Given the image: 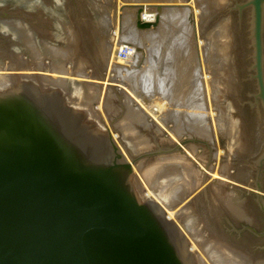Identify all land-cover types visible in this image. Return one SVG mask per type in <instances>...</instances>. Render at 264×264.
I'll return each instance as SVG.
<instances>
[{
    "label": "rangeland",
    "instance_id": "374dc122",
    "mask_svg": "<svg viewBox=\"0 0 264 264\" xmlns=\"http://www.w3.org/2000/svg\"><path fill=\"white\" fill-rule=\"evenodd\" d=\"M21 1L20 0H0V11L2 12V13L0 12V14H1L0 15V33H1L0 34V55H1L2 59L4 61H6L7 64H11L12 61H14V60L17 62L18 61L17 58L22 57V60L19 61L20 64H17L19 69L17 68L15 70H4L3 71L5 73H8L9 75H13V77L15 76V74H19V73H37L38 71H43V70L36 69L35 67H37V66H42V67L43 66H49V65L55 63L56 61L58 62V64H61V62H62L64 64V67L67 66L68 64H70L69 69H73L74 72L77 69V67H78V69H80V67L84 66V69L90 75L93 74L95 71H96L95 72L96 74H100L101 72H103L105 74L106 69H107L108 60H109V53H111V49H112L111 47H115V44H117L118 42L122 44V40L124 42L123 36H126L127 39H132V40H130L129 43H127V41L125 43H123L122 49L119 50L118 55L116 56L115 60L113 59L114 60L113 62H115V64H117L118 69H120L119 71H122L123 68L124 69L125 68L133 69L132 71H135V72L131 71L132 74L133 73L138 74L140 77L142 76V79H144L147 76V73H146L147 72V63H145V60L147 59L146 57H148V59H150L151 64H152V61H153L152 59L155 56V55L153 56L152 54L150 56L148 51H147V47L148 46L151 47L149 41L151 40V45H152L153 41H156V42H153L152 47L153 46H154V48L156 47L159 51V48H161L162 42L167 41L168 36L173 35L175 32H177V34H178V32H181V30H183L182 32L184 34L181 32L178 36L180 37L181 42L183 41L184 43L182 42L183 43V45H182L181 42L178 40L177 42L179 44H181L182 46L178 45V43H177V45L179 47H177V46L176 47L178 49H180L181 47L186 46L185 48H188V50L186 49L187 51H189V46H192V48H193L192 49L190 47L191 51H194L196 49L194 52H191V53L195 54V52H196V54L194 55L195 57L192 56V58H194L193 62L194 63L196 62L195 64H197V66L194 63L190 64V66L192 65L191 67L189 66V64L187 63L189 60L185 56L186 51L185 52L183 51V49H185V48H181L183 53L181 52L182 58L179 59L178 65L182 66V67L179 66L182 69V70L180 69V71H182V72L179 71L180 76H178V78H176L175 81L180 80V81H178V83L179 82L181 83L180 78H181V75L184 74V76L182 77V82L183 83L188 82V84H187V86H184V85H186V83L184 85L182 83L180 86L186 87L187 90L184 87L183 88L185 90H183L180 88L179 85L178 86L176 85L175 88H179V91H181V92H179L178 89L177 90L174 89L172 92V95L175 96V93L178 97H179V95H181L180 99L183 103L188 104V103L192 102L195 104L194 106L196 107V109L198 111L197 110H195V111L190 110V111H188V112H191V113H189V115L190 114L193 115V113H195L196 111L199 113L200 112L202 113L203 112L202 110H204V113H207V114L202 113V116H201V113L199 114L196 112V114H198L201 118L203 117V115H205L204 118H202V119L207 120L209 123V121L212 119V115L214 113L216 114V112L218 111L221 113L222 118H224V116H225V118L231 119L236 124V126L239 129L241 136L236 141H234V143L236 142L238 144V151H235V152L233 151L230 153L231 157L234 160L233 167L235 168V169L233 168L231 170L233 173L238 174V176H236L238 178H236V180L233 181L234 182L233 185H235V187L237 189L233 190V191H235V192L237 191L235 195L237 198H239L238 202L240 204H243L245 199L247 202L249 201V203H248L247 209H246L245 214H244L245 217L239 218L236 215H234V213L232 211H230L227 208V206L225 205V203H223L222 201L219 200V203L218 202L213 203L212 199L210 200V202L207 201L206 197L202 196L201 194L205 189H208L207 185H209L210 182H209V179L204 180V178H203L202 181H200V182L198 181L196 183V187L193 190H191L187 194L183 195L181 200H179L176 204L180 205V202L186 201L188 199V201L186 203L183 202V207H186L194 199H200L201 198L199 201L201 204L199 203L200 206L198 209V211L200 213L198 211H197L198 212L197 213L195 210H193L192 211L193 216L190 215L191 217H193L194 224L198 226L197 231L199 234H203L209 238L210 237L213 238L212 235L217 234V236H219L218 238H220V239L223 238V239L229 240L230 242H238L239 246L241 245L240 247H243V249H245V250L247 248H248V250L253 248L252 251H255L256 249H260V248L264 249V192L263 191L259 192L255 188L256 185H260L261 188H263V190H264V105H263V102L261 101V99H259L257 97L258 85H257V80L255 78L256 72L254 70V65H255V59H254L255 51H254V37H253L254 15H253V9L250 6H247L249 0H217V4L214 3V4H216L215 6L212 3L213 0H210V1L209 0H181V1L180 0H176V1L175 0L174 1L173 0H165V1L164 0H135L136 3H135V1L131 2V0H34V3H32L31 6L29 5V4H31L30 2H29V4H27V3L23 2V0H21ZM179 1L181 3H185V2L186 3L183 5ZM192 1H194V2L196 1L197 3L196 4L194 2L192 3ZM23 3L27 4V6L26 5L24 6ZM124 3L125 4L129 3L130 5L128 4L129 5L128 6L126 4L127 5L126 6V5H124ZM131 3H133V4H131ZM137 3H138V6L136 5ZM187 3H189L190 5L194 4L193 6H194L195 11L191 6H189L190 12H191V10L193 12L190 13L188 10L185 13V9H186L187 5H189ZM22 4H23V6H22ZM35 4H37V5H35ZM147 4L149 6H151L152 8H157V7L161 8V7H165V5L166 6L168 5V7H165L168 9H171L173 7L172 8L173 9L172 17L174 14L175 18L177 19L176 20L173 17V19L171 21V25L168 26L166 30H163L164 32L162 31V32L155 33L154 35H156V36L153 35V37L151 36L152 38H149L144 34L145 32L142 29L145 30L146 27L141 28L142 25H144V26L149 25V22L146 20V18H147L146 14H149L147 12H149L150 9L152 10V8L148 7ZM157 4H158V6H157ZM176 4H178L180 6H178ZM131 5H135V6L131 7ZM35 6L40 8V12H37L38 16L35 15L36 14V12H35L36 9H34ZM240 6L244 7L242 9V11L240 10ZM137 7H138V9H136L135 13H132L133 15L131 14L132 15V17H131V15H129L130 10L132 8H137ZM119 8H121V9H119ZM148 8H150V9H148ZM176 8L178 10H176ZM161 9L163 10V8H161ZM183 9H184V11L182 12ZM122 10H125V11H122ZM41 11L43 12V14H41L42 13ZM126 12L128 14H126V16L124 18H122V15L124 16V14ZM177 12L180 14L182 13L183 18L180 16L178 17ZM194 12H196L197 14ZM17 13H19V14H17ZM193 13L197 16H195ZM150 14H152V13H150ZM186 14H188V15L190 14V17ZM127 15L130 17V19ZM198 15H200L199 16L200 19L198 18ZM62 16H63V19L65 21L67 20L66 23H68L69 29L74 31L73 32V40L70 44L68 43V39H67L68 36L66 35V33H67L66 28L63 27L60 24V21L57 20L58 17L60 18ZM43 17L44 18L50 17V18L48 20H43V19H41ZM184 17H185V19H184ZM31 18L32 19L34 18V19L32 20ZM180 18L182 21H184V20L187 21V18H190V20H191V18H192V20L197 18L198 19V26H199V27L197 26V31H198V33H201V34L195 33L197 31H196V29H194L192 27L193 26L192 20H191V22L190 21H188V22L184 21V23H183L180 20ZM117 19H118V21H117ZM124 19L126 20V22H123V21H125ZM49 20L50 21L52 20L51 21L52 23L48 22ZM178 20H180L179 23H178ZM13 22H18V23L25 25V28L28 30V35L30 37V40L33 39L32 41L34 44V49L35 48L42 49L44 47L43 44L48 45V46H53L54 45L53 43H55V45L53 47L56 49H64L66 46L70 45L69 46L70 47L69 56L66 58V57H59L56 55H51L48 53L47 55L40 54L35 59L34 57H32V53L27 49V44H26L27 42L24 40V38L19 36L18 33H16L14 31V29L11 25V24H13ZM37 22L39 23V26H38V24H36ZM120 22H121V24H120ZM221 22L225 23V28H224L225 32H223L224 37L222 36L223 37L222 38L220 36L219 37L220 39L218 38L217 41L219 44V48L223 49V52H222L223 57H225V60L228 61L227 64L230 63L229 64L230 68L227 69V74L225 75L224 85L222 86L221 84H219L215 93L212 92V90L210 89L211 90L210 95L213 96V97L211 96L213 98L212 99V98L208 97L209 96V89L207 88L206 85L204 86V84H206V80L208 78L209 79L212 78L211 76H210L211 78L208 76L212 75L214 72L212 69H209V65H208L209 63L207 64V61L209 60V58L206 55H205L206 57H204L205 49H208L207 47L211 46V44L209 43L210 41L207 42L205 40H207L209 38V35H211L213 33V30H215L214 28L217 27L219 24H221ZM146 23H148V24H146ZM180 23L181 24L183 23L182 24L183 26H182V29H180V31H179V28H181V27L177 26L176 24L180 25ZM186 23H188V24L190 23V25L187 26ZM122 24L126 25V26L124 25L125 28L121 27ZM119 26H120V28H119ZM190 26L192 27V30H191ZM116 27H118V29ZM183 27L184 28L188 27L187 29L189 30V33L184 32V30L186 31L187 29H183ZM119 29H121V30H119ZM147 29L148 28H146V30ZM1 30H3V31L1 32ZM115 30H118V31H115ZM132 30H134V31H132ZM188 30H187V32H188ZM120 31L123 32V34ZM117 32H118V34H117ZM131 32H135L134 35ZM114 33L119 35V37L117 35L115 36ZM120 33L123 36H121ZM158 33H159V35H158ZM194 33L198 34V38H196V37L194 38V35H195ZM45 34H47V35H45ZM166 34H167V36H166ZM113 36H115V37H113ZM120 36H121V38H123L122 40L119 39ZM157 36H158V38H157ZM175 36H177V35H175ZM14 37H15V39H14ZM184 38H186V39H184ZM152 39H153V41H152ZM9 40H10V42H9ZM263 40H264V31H263ZM17 41H18V43H17ZM47 41H49V42H47ZM198 41H200V42H198ZM113 42H114V45H113ZM186 42L189 44V46H188V44H186ZM202 42H204V43H202ZM205 43L210 44V45L207 46ZM37 44L39 46H37ZM184 44H185V46H184ZM10 45H12V46H10ZM222 45H224V46H222ZM137 48H139L138 50H140L141 48L143 50V52H142V50H140V53L142 52L143 55L141 54L139 56L137 63H135L137 65L139 64L138 66L135 65L134 60H132V58L136 55L135 53H136ZM209 48H211V47H209ZM178 52L179 51H177V53ZM25 53H26V55H25ZM177 53H175L176 59L179 58L178 55L180 54V53L179 54H177ZM130 56H131V58H129ZM156 57H157V55H156ZM156 57L154 60L157 61ZM200 57H202V58H200ZM185 58L187 59V61L184 62V60H186ZM206 58H208V60H206ZM23 59L25 61H23ZM148 59L146 60V62L149 61ZM30 61H31V65L29 63ZM81 61L83 62V64H81L82 63ZM205 61H206L207 67L205 66L206 65ZM202 62H203V64H202ZM180 63H183V64H180ZM171 64H174V62L173 63L170 62L169 67L166 65L165 67H162V68L164 70H168L171 67L173 68V66L175 67V65H171ZM148 65H149V62H148ZM33 66H34V69H33ZM183 66L187 67V68L183 69ZM10 67H8V68H10ZM24 67L28 68V69L26 70ZM8 68H6V69H8ZM207 68L209 69L208 71L206 70ZM186 69L188 71H186ZM148 71H150V69H148ZM183 71H186V72L184 73ZM162 72H163V70H162ZM193 72H194V74H193ZM198 72H199V76H198ZM186 74H188V75L191 74V75H190V77H188V75H186ZM33 75H35L33 78L36 81H34V79H32L30 81L25 80V82H31V83L37 85L40 89H42L44 91L54 92V91L59 90L63 93L67 102H70L71 104H72V102L73 103L79 102V104H82V103L88 104L87 106L90 107L91 111L94 110V113H96V116L98 118L100 117V120H102V122L105 120L109 121V125L113 128L112 135H114L115 133L119 134L118 136L120 138L119 137L117 139L115 137L114 138L116 139V142L118 143L120 148H122V146L119 143V140L122 139V141L124 140V142L125 141L127 142V140L124 138L125 133H126L125 132L126 129L128 130V132H130L132 130V133L130 132L128 135L129 137L130 136L132 138L134 137V139H136L137 137H139V138L141 137L140 138V140L142 139L141 141H143V139H145L146 145L145 144H143L144 146L140 145L138 147V149H136L135 151L134 150L132 151L136 155H140V154H144V153H148V152H153L159 148L160 149H169L175 145L181 144L182 141L189 140L188 143L181 144L182 145L181 146L182 152H175L173 154H165L162 156L153 157L151 159H149V158L143 159L134 165V173L137 172L138 175L139 174L141 175V176L139 175L140 178L143 177L142 182H141V180H139V177L137 176V173H136L135 174V180L133 183L135 194L138 197V199L142 202H145V200L143 201V194L146 191L145 186H148L149 188L152 187L153 189H157L158 188L157 185H160V187H159L160 189L158 188L157 190L160 191V194H163L165 192V189L167 188L166 186L170 187L171 185L175 186V184L179 185V183L184 181L185 177L182 176L183 173L180 170L181 166H179L180 164L178 162L179 157H180V159H184L185 162L188 161L191 165H193L194 168L198 171L199 176H201V175L204 176L203 172L207 173L206 172L207 169H209V167H212L211 164L213 165V162H212L213 160H214V162H217L216 161L217 156H218L217 152L219 153L221 150L223 152L218 157V162L220 161L219 162L220 164L226 160L227 137L220 136V135H217L218 136L217 137L215 135V133H213L214 134L213 137L206 139V138L199 137L197 135L194 136L191 133H188L189 131L187 129H183L180 133L181 142L179 140V143L176 144L177 142L176 141L174 142L171 138H169L167 136L168 134H166V133H168V129H169L167 126L173 125V120L171 119V117L167 118V124H166V127H164V128H162V126H159V124L147 123L145 119H143V121H138L136 119H130L129 117H127L126 116L127 107L123 103L124 95L126 92L122 91V93L120 92L118 94L117 92H115V90L117 89V86H115L116 87L115 88L113 85H111V86H109L110 89L104 90L107 94L109 93L108 94L109 98H108L107 102H108V104L111 105V108H109L108 105H106V104H102V106H101L102 112H101V110H97V109L95 110L94 109L95 105L97 106L99 104V98L98 97L95 99H92V100H89V99L86 100L85 99L84 95L86 94L85 92L87 90L85 89L86 86H84V84H76L74 80L69 79V80H67V84L62 83L63 86L59 84L56 87V89L54 90V88L52 89L51 85H49V83H47V81L44 80L43 74H41V75L33 74ZM48 75H50V74H48ZM186 76L189 79L185 78ZM58 77L59 76H54V78H58ZM192 77H193V79H192ZM42 79L44 80V81H42V82H44V84H48L46 87H43V88L39 86V83L37 84V82H41ZM192 83L196 84V86H198V84H199L198 88L202 87L201 88L202 91H197V90H200V88L198 89L196 87L197 89H195V85H193ZM200 84H201V86H200ZM68 85H69V87H68ZM191 89H195V90H192V91H194L195 94L198 92H200V93L202 92L203 95L202 96L199 95L200 93L194 95V93L191 92ZM153 90H154V92H153ZM81 91H82V93H81ZM184 91H186L187 94H186V92L183 93ZM141 92H143V94ZM139 93L143 97L145 95H147L144 98L151 103H153L152 101H154V103L160 102L161 106L162 105L164 106V103H166V101H163L164 98L162 99V96H161V94H159V90L157 88H154V89H152V91H149L148 93H151L149 95L147 94V92H144V91H140ZM144 93H145V95H144ZM169 94H171V92ZM183 95L184 96L187 95V100L189 99V101L192 99V97L196 96V98H197L199 96L197 98L198 102H197L195 97H194L195 101H194V99H192L194 102L192 100H191V102H189L187 100H186V102H184L186 98L185 99L182 98V97H184ZM165 97H168V96L165 95ZM207 97H208V99H207ZM151 98L156 99V100H159V99H162V100L156 101V100H152ZM209 100L211 101V105H212L211 107L212 108L209 107V104H208ZM114 102H116V103H114ZM176 102L178 103L177 100H176ZM195 102H197L198 104H196ZM161 103H163V104H161ZM71 104H69V105L72 107L73 105H71ZM174 104H175L174 101L171 104L166 103L165 104L166 109L164 111L162 110V112L169 114V112L170 113L173 112V109L176 111H178V110L181 111L182 109L184 110L186 108L185 106H184V108L183 107L182 108H179V107L175 108ZM167 105H169V106H167ZM199 105H200V107H199ZM200 108L201 109L203 108V109L201 110ZM199 109H200V111H199ZM209 109L212 110L211 114L209 113V111H210ZM186 111H187V109L184 110V112H186ZM108 114H110V115H108ZM83 115H85V114H83ZM210 116H211V119H210ZM86 119H88V121H89L88 116ZM132 120H133V122L131 124ZM126 122H128V123H126ZM140 122H143L144 124L140 123ZM208 123L206 125L207 126L209 125V127L211 126L210 128H212V130H213L211 123H209V124ZM126 124H127V126H126ZM144 128H145V130H144ZM147 133H148V135H147ZM187 134H189V135H187ZM134 139H132V140L135 141ZM193 140H200V141L204 142L205 144L192 142ZM156 142L158 143V145L156 144ZM188 146L189 147L195 146L194 153H191L194 157L190 156L189 154H187L185 152V150L189 148ZM123 151H124V149H123ZM174 157H176V158H174ZM127 158H128V156H127ZM175 159H177V160H175ZM194 160L195 161L198 160V161L195 162ZM172 162H173V164L171 165ZM198 162L202 165V167L204 166L203 170H201L202 168H200L201 166H199ZM157 168L159 170H156ZM166 168L167 169L172 168L175 170V173L178 174V175H176V174L173 175L174 179L175 178L176 179L174 181H171L169 184H164L163 181L166 182V181H170V180H168V179L164 180L161 178L163 173L166 171V170H164ZM204 168H206V169H204ZM150 170H151V173L149 172ZM240 172H241V174H240ZM159 173H161V174H159ZM244 173H246V174H244ZM149 174L150 175L152 174L151 175L152 178L150 177ZM242 174L245 176H243ZM175 176H177V177H175ZM159 177H160V179H159ZM154 182L156 184H154ZM160 182H162L163 184L162 183L160 184ZM244 182L246 184H244ZM149 183H150V185H149ZM153 186L154 187L156 186V187L154 188ZM169 187L167 189H169ZM162 191H163V193H162ZM209 196H210V191H209ZM247 197L249 199H247ZM190 198H191V200H190ZM196 213H197V215H196ZM221 218H222V220H221ZM224 218H227L229 220V224H228V222H226L224 220ZM217 220H219V223L217 222ZM172 221L174 223H176V225H178L180 229L182 228L179 224H177L178 221L177 222H176V220H172ZM183 230H182V232H183L184 237H185L186 241L188 242V245L190 248L191 247V243H190L191 239L187 234H185V232ZM210 230H212V231H210ZM187 237H189V238H187ZM188 239H190V240L188 241ZM262 249H261V251H262ZM199 251H200V253L202 252V250H200V249H199ZM189 257H191V256H189ZM190 260L192 261L193 264H194V261H195V264L197 263L196 262L197 259L193 261V259L190 258ZM191 261H189V263Z\"/></svg>",
    "mask_w": 264,
    "mask_h": 264
},
{
    "label": "water",
    "instance_id": "95a60500",
    "mask_svg": "<svg viewBox=\"0 0 264 264\" xmlns=\"http://www.w3.org/2000/svg\"><path fill=\"white\" fill-rule=\"evenodd\" d=\"M247 6L264 105V0ZM119 143L125 153L59 90L21 82L0 93V264H191L182 230L133 186L135 164L181 146L136 155Z\"/></svg>",
    "mask_w": 264,
    "mask_h": 264
},
{
    "label": "bare ground",
    "instance_id": "6f19581e",
    "mask_svg": "<svg viewBox=\"0 0 264 264\" xmlns=\"http://www.w3.org/2000/svg\"><path fill=\"white\" fill-rule=\"evenodd\" d=\"M21 1V0H20ZM132 1H135V0H131ZM165 1V0H164ZM174 1V0H173ZM176 1V0H175ZM181 1V0H180ZM179 1V2H180ZM210 1V0H209ZM22 2V1H21ZM23 2L29 4V2L31 4H29L30 6L32 5V3H34V0H23ZM178 2V1H177ZM184 2V1H183ZM194 1H192L193 3ZM24 4V6L27 4ZM36 3V2H35ZM136 3V1H135ZM141 3V2H140ZM181 3V2H180ZM186 3V2H185ZM185 3H181V4H185ZM195 4L197 3L196 1L194 2ZM210 3V2H209ZM212 3H216L217 4V0H213ZM211 3V4H212ZM21 4V3H20ZM22 4V6H23ZM38 4V3H37ZM35 4V5H37ZM127 5L129 3H126ZM124 3V5H126ZM133 4V3H131ZM153 4V3H152ZM151 4V5H152ZM160 4V3H159ZM163 4V3H162ZM189 4V3H187ZM186 4V5H187ZM214 4V6L216 5ZM4 5V4H3ZM119 5V4H118ZM117 5V6H118ZM123 5V6H124ZM126 5V6H127ZM130 5V4H129ZM128 5V6H129ZM138 6V3L136 4ZM140 5V4H139ZM144 5V4H143ZM148 5V4H147ZM161 5V4H160ZM159 5V6H160ZM178 5V4H176ZM194 4L192 5H187L186 9H185V13L186 11L189 10V6H191L193 9H194ZM34 6V5H33ZM122 6V7H123ZM134 7L135 5H131V7ZM154 6V5H153ZM158 6V4H157ZM180 6V5H178ZM212 6V5H211ZM145 7V6H144ZM148 7H151L148 5ZM165 7H168V5ZM165 7H161L163 8V10L159 7L157 8H152V10L150 8V11L147 12L149 14H146V20L149 22V25H142L141 28H148L146 30L142 29L145 33V35L149 38H152L153 35L157 32H162L163 30H166L168 26L171 25V21L173 19V17L175 18V15L173 14V17H172V13H173V7L171 9H168V8H165ZM128 8V7H127ZM141 8V7H140ZM6 9V8H5ZM14 9V8H13ZM34 9H36V14L37 15V12H40V8L38 7H34ZM121 9V8H119ZM131 9V8H130ZM136 9L137 8H132L130 10V14L131 15L132 13H135L136 12ZM145 9V8H144ZM184 9L182 10V12L184 11ZM199 9V8H198ZM7 10V9H6ZM176 10H178L176 8ZM8 11V10H7ZM23 11V10H22ZM122 11H125V10H122ZM138 11V10H137ZM195 11V9H194ZM212 11V10H211ZM1 12V11H0ZM21 12V11H20ZM42 12V11H41ZM129 12V11H128ZM143 12V11H142ZM181 12V11H180ZM190 12V10H189ZM191 12H193L191 10ZM190 12V13H191ZM2 13V12H1ZM16 13V12H15ZM123 13V12H122ZM152 13V14H150ZM155 13V14H154ZM178 13V12H177ZM196 13V12H194ZM193 13V14H194ZM218 13V12H217ZM19 14V13H17ZM43 14V12L41 13ZM126 14H128L127 12L124 14V16L122 15V18H124L126 16ZM178 13V17H182L183 14L181 13ZM197 14V13H196ZM1 15V14H0ZM3 15V14H2ZM25 15V14H24ZM133 15V14H132ZM131 15V17H132ZM135 15V14H134ZM171 15V16H170ZM188 15V14H186ZM185 15V16H186ZM192 15V14H191ZM195 15V14H194ZM11 16V15H10ZM38 16V15H37ZM128 16V15H127ZM177 16V15H176ZM190 17V14L188 15ZM187 16V17H188ZM197 16V15H195ZM200 15H198V18H199ZM26 17V16H25ZM129 17V16H128ZM135 17V16H134ZM155 17V18H154ZM202 17V16H201ZM50 18V17H49ZM49 18H41L43 20H48ZM127 18V17H126ZM183 18V17H182ZM32 19V18H31ZM30 19V20H31ZM34 19V18H33ZM32 19V20H33ZM37 19V18H36ZM130 19V17H129ZM128 19V20H129ZM132 19V18H131ZM176 19V18H175ZM185 19V17H184ZM200 19V18H199ZM5 20V19H4ZM58 21H60V24L66 28V35L68 36L67 39H68V43L70 44L73 40V32L71 29H69V25L68 23H66V21L63 19V16L62 17H58L57 18ZM116 20V19H115ZM121 20V19H120ZM123 20V19H122ZM125 20V19H124ZM177 20V19H176ZM181 20V18H180ZM180 20H178V23L180 22ZM192 20V18H191ZM190 18H187V21H190ZM218 20V19H217ZM52 21V20H51ZM50 20L48 22L52 23ZM118 21V19H117ZM182 21V20H181ZM184 21H182L184 23ZM194 21V22H193ZM212 21V20H211ZM226 21V20H225ZM27 22V21H26ZM41 22V21H40ZM46 22V21H45ZM44 22V23H45ZM122 22V21H121ZM120 22V24H121ZM123 22H126L123 21ZM201 22V21H200ZM210 22V21H209ZM223 22V21H222ZM219 24L217 27H215L213 30V33L211 35H209V38L205 41L209 42L211 44V46H209L210 44H206L207 46L211 47H207L208 49H205L204 51V57H208L206 58L207 61V64L209 65V69H212L214 72L212 75H209L208 77H210L211 79H207L206 80V84H204V86L206 85L207 88L209 89V98H212L213 96L210 95V91L212 90V92L215 93L217 87L219 84H221L222 86L224 85L225 83V75L227 74V69H229V64L228 61L225 60V57H223V49L219 48V44H218V41L217 39L221 36L224 37V28H225V23H222ZM25 23V22H24ZM117 23V22H116ZM176 23V22H175ZM182 23V24H183ZM36 24H38L39 26V23L37 22ZM49 24V23H48ZM148 24V23H146ZM180 23V25L176 24L177 26L181 27L179 28V31L180 29H182V25ZM192 24H193V28L196 29L197 31V26H198V19L195 18L192 20ZM209 24V23H208ZM14 31L16 33H18L19 36H21L22 38H24V40L27 42V49L32 53V57H34L36 59V57L40 54H45L47 55L48 53L51 54V55H56V56H59V57H68L69 56V49H70V45L69 46H66L64 49H56L54 48L53 46L55 45V43H53L54 45L53 46H48V45H45L43 44V48L42 49H37L35 48L34 49V44H33V39L30 40V37L28 35V30L25 28V25L24 24H21V23H18V22H13V24H11ZM125 25V24H124ZM124 25L122 24L121 27H124ZM187 26L190 25V23H186ZM32 26V25H31ZM42 26V25H41ZM118 26V25H117ZM126 26V25H125ZM185 26V25H184ZM205 26V25H204ZM43 27V26H42ZM192 27L190 26L191 30H192ZM199 27V26H198ZM5 28V27H4ZM46 28V27H45ZM115 28V27H114ZM118 29V27H116ZM120 28V26H119ZM125 28V27H124ZM188 28V27H187ZM186 27L183 29H187ZM189 28V29H190ZM7 29V28H6ZM134 29V28H133ZM204 29V28H203ZM121 30V29H119ZM135 30V29H134ZM132 30V31H134ZM188 30V29H187ZM187 30L184 32L186 33H189V30L187 32ZM229 30V29H228ZM3 30H1L2 32ZM8 31V30H7ZM46 31V30H45ZM49 31V30H48ZM115 31H118V30H115ZM114 31V32H115ZM183 30H181L182 32ZM194 31V30H193ZM204 31V30H203ZM41 32V31H40ZM121 32V31H120ZM164 32V31H163ZM181 32H175L173 35H170L168 36V40L167 41H163L162 42V45H161V48H159V51L158 49L154 46L152 47L153 45V42H156V41H153L152 39V45H151V40L149 41L150 43V46L151 47H147V51L149 53V55L151 56V54L154 56L153 57V61H152V64H151V61L150 59H148V57H146L149 61V65H148V62H146L145 60V63H147V76L142 79V76L140 77L138 74H135L132 72H135V71H132L133 69H127V68H123L122 71H119L120 69H118V66L117 64H115V62H113L116 58V56L118 55V52L120 49H122V45L123 43H125L127 41V43H129L130 40L132 39H127L126 36H123V32L120 33L121 36H123L124 38V42H123V38H120L122 40V44L121 43H117L115 44V47H111V53H109V60H108V64H107V69H106V72L105 74L103 73V76L104 78L102 79L100 77V74H96L95 72L93 74H89L86 72V70L84 69V66L80 67V69H77L75 70V72L73 71V69H69V65L68 64L67 66L64 67V64L61 62V64H58V62L56 61L55 63L49 65V66H37L35 67L36 69H39V70H43V71H36L37 73H19V74H15V76L13 77V75H9L8 73H5L3 72L4 70H15L18 68V65L17 64H20V60H22V57H19L17 58L18 59V63L14 60L12 61L11 64H7L6 61H4L0 55V93H3V92H7L15 87H17L18 85H20L21 82H25V80H32L34 79L33 77L35 75L33 74H37V75H41L43 74V78L45 81H47V83H49V85H51L52 89L54 88V90L56 89V87L60 84L63 86L62 83L64 84H67V80L71 79V80H74L76 84H84V86H86V94L84 95L85 99H89V100H92V99H95V98H99V104L96 106L95 105V110H101V106L102 104H106L108 105L109 108H111V105L108 104L107 100H108V94L104 91L105 89H110L109 86L113 85L114 87L117 86V89L115 90V92H117L118 94L122 91L126 92L125 95H124V100H123V103L125 104V106L127 107V113H126V116L129 117L130 119H136L138 121H143V119L146 120L147 123H150V124H159V126H162V128L166 127V124H167V118L168 117H171V119L173 120V125L172 126H167L169 129H168V134L167 136L169 138H171L174 142L176 141L178 144L179 143V140H180V133L183 129H187L189 132L188 133H191L192 135H197L199 137H202V138H206V139H209L211 137H213V133H215V135H220V136H224V137H227V147H226V160L223 162V163H219L218 162V157L223 153L222 150L217 154V159L216 161L217 162H214V160L212 161L213 162V165L211 164L212 167H209V169H207V173L203 172L204 176L201 175L199 176L198 175V171L194 168L193 165H191L187 160V162L184 161V159H180L179 157V166H181V172L183 173V177H185L184 181L179 183V185H176L175 183V186H166L167 188L169 187V189H165V192L162 193L163 194H160V191L157 190L160 185H157V189H153L152 187L149 188L148 186H145V193L143 194V201L145 200V202H148V203H151V204H155L157 206H159L161 209H163L165 212H166V215L168 217L169 220H176L177 224H179L182 228V230L185 232V234H187L191 241V247L188 248L189 249V253H188V256L190 255L191 258L194 260L197 259V263L196 264H251V263H254V264H264V249H262V251H258L257 253L254 251L253 254H251L252 252H249L247 251V249H243V247H240L238 242H230L229 240L227 239H220L218 238L219 236H217V234L215 235H212L213 238H209L203 234H199L198 231H197V228L198 226L194 224V220H193V217H191L190 215L193 216L192 214V211L195 210L196 212L198 211L199 209V206H200V199H194L192 202H190V204H188V206L186 207H183V202H187L188 199L186 201H182L180 202V205L179 204H176L179 200H181V198L183 197V195L187 194L188 192H190L191 190H193L195 187H196V183L199 181H202L203 178H206V179H209V185L208 186V193H207V201L210 202V200L212 199V202H218L219 200L222 201L223 203H225V205L227 206V208L232 211L234 213V215H236L237 217L239 218H244V214H245V211L247 209V206H248V203L249 201L247 202L246 201V197L244 198L245 201L243 202V204H240L238 201H239V198L236 197V192L233 191V190H236L237 188L235 187V185H233V181L236 180V176H238V174H235L232 172L231 169H233V164H234V160L233 158L231 157L230 153L231 152H235V151H238V144L234 141H236L241 135H240V132H239V129L238 127L236 126V124L231 120V119H228V118H222L221 116V113L220 112H216V114L214 113L212 115V119H211V116H210V121L209 123H211L212 127H213V130L212 128L209 127V125L207 126L206 124L208 123L207 120H204L202 118H204L205 115H203V117L201 118L198 114H196V112L198 111L196 109V107L194 106L195 104L191 102L192 99H194V97L196 98V96L192 97V99L189 101V99L187 100V95L182 97V98H186L184 102L189 101L191 103H183L180 99V96L179 97L176 95L175 93V96L172 95V92L174 89H178L179 91V88H175L176 85L180 86L183 82H182V77L184 76L181 75V83L178 81H175L176 78H178V76H180V65H178V61L179 59L182 58V50L181 48H185V44L184 46L185 47H181L180 49H178L177 47H179L178 45H183V43L181 42L180 40V37L178 36ZM192 32V31H191ZM190 32V33H191ZM14 33V32H13ZM45 33V32H44ZM43 33V34H44ZM133 35L135 32H131ZM183 33V32H182ZM195 33H198L195 32ZM194 33V34H195ZM204 33V32H203ZM202 33V34H203ZM1 34V33H0ZM4 34V33H3ZM115 34V33H114ZM118 34V32H117ZM115 34V36L117 35ZM184 34V33H183ZM198 34H201V33H198ZM198 34H195L194 35V38H198ZM47 35V34H45ZM159 35V33H158ZM169 35V34H168ZM177 35V36H175ZM191 35V34H190ZM83 36V35H82ZM113 36V37H115ZM119 37V35H117ZM152 36V37H151ZM156 36V35H154ZM167 36V34H166ZM188 36V35H187ZM201 36V35H200ZM42 37V36H41ZM44 37V36H43ZM117 37V38H118ZM185 37V36H184ZM189 37V36H188ZM222 37V38H223ZM228 37V36H227ZM158 38V36H157ZM15 39V37H14ZM116 39V38H115ZM114 39V40H115ZM156 39V38H155ZM166 39V38H165ZM186 39V38H184ZM220 39V38H219ZM52 40V39H51ZM120 40V41H121ZM180 41L181 44H179L177 41ZM198 40V39H197ZM119 41V40H118ZM10 42V40H9ZM49 42V41H47ZM194 42V41H193ZM196 42V41H195ZM200 42V41H198ZM231 42V41H230ZM18 43V41H17ZM178 43V45H177ZM204 43V42H202ZM12 44V43H11ZM186 44H188L186 42ZM199 44V43H198ZM233 44V43H232ZM21 45V44H20ZM51 45V44H50ZM113 45H114V42H113ZM148 45V44H147ZM181 45V46H182ZM227 45V44H226ZM12 46V45H10ZM37 46H39L37 44ZM177 46V47H176ZM189 46V44H188ZM199 46V45H198ZM197 46V47H198ZM224 46V45H222ZM231 46V45H230ZM8 47V46H7ZM190 47L192 48V46H189V51L188 48H185L183 49V51L185 53V56L186 58H188V61L187 63L189 64H192L194 63L193 62V59L192 56H194L196 54H193L191 52H194V51H191ZM205 47V46H204ZM2 48V47H1ZM39 48V47H38ZM202 48V47H201ZM206 48V47H205ZM139 48H137L136 50V55L132 58V60H134V64L137 63L138 59H139V56L142 54L143 50L142 48L140 50H142V52L140 53V50H138ZM187 49V50H186ZM193 49V48H192ZM10 50V49H9ZM156 50V51H155ZM207 50V51H206ZM228 50V49H227ZM27 51V50H26ZM42 51V52H41ZM177 51H179L177 53ZM15 52V51H14ZM199 52V51H198ZM12 53V52H11ZM22 53V52H21ZM24 53V52H23ZM27 53V52H26ZM25 53V55H26ZM147 53V54H148ZM175 53L179 54L178 55V59H176L175 57ZM183 53V52H182ZM17 54V53H16ZM19 54V53H18ZM176 54V55H177ZM143 55V54H142ZM157 55V57H156ZM206 55V56H205ZM181 56V57H180ZM155 57L157 58V61L154 60ZM195 57V56H194ZM26 58V57H25ZM131 58V56L129 57ZM128 58V59H129ZM151 58V57H150ZM185 58V59H186ZM202 58V57H200ZM16 59V60H17ZM114 59V60H113ZM184 59V58H183ZM192 59V60H191ZM197 60V59H196ZM205 60V59H204ZM23 61H25L23 59ZM187 61L184 60V62ZM22 62V61H21ZM27 62V61H26ZM82 62V61H81ZM80 62V63H81ZM170 62H174V64H171V65H175V67L173 66V68H169L168 70H164L162 67H165L166 65L169 67V63ZM181 62V61H180ZM30 65H31V61L29 62ZM35 63V62H34ZM39 63V62H38ZM79 63V64H80ZM141 63V62H140ZM144 63V62H143ZM196 63V62H195ZM194 63V64H195ZM45 64V63H44ZM83 64V62L81 63ZM151 64V65H150ZM180 64H183V63H180ZM187 64V65H188ZM203 64V62H202ZM205 64H206V61H205ZM207 64L205 65L207 67ZM26 65V64H25ZM137 65V64H135ZM139 65V64H138ZM137 65V66H138ZM197 66V64H195ZM194 65V66H195ZM11 66V67H10ZM80 66V65H79ZM180 66V67H179ZM192 66V65H191ZM190 66V67H191ZM193 66V67H194ZM201 66V65H200ZM10 67V68H8ZM23 67V66H22ZM42 67V68H41ZM74 67V66H73ZM126 67V66H125ZM167 67V68H168ZM8 68V69H6ZM25 68V67H24ZM187 67H184L183 66V69H185ZM19 69V68H18ZM26 70L28 68H25ZM24 69V70H25ZM33 69H34V66H33ZM148 69H150V71H148ZM208 68L206 69L207 71L209 70ZM135 70V69H134ZM163 70V72H162ZM182 70V69H181ZM205 70V69H204ZM34 71V70H33ZM132 71V72H131ZM180 71V72H179ZM186 71H188L186 69ZM186 71H183L184 73ZM192 71V70H191ZM20 72V71H19ZM89 72V71H88ZM149 72V73H148ZM166 72V73H165ZM195 72V71H194ZM193 72V74H194ZM212 72V71H211ZM50 74V75H48ZM156 74V75H155ZM162 74V75H161ZM192 74V75H193ZM202 74V73H201ZM138 75V76H137ZM188 75V74H186ZM191 75V74H190ZM190 75H188V77H190ZM218 75V76H217ZM54 76H59L58 78H54ZM153 76V77H152ZM163 76V77H162ZM198 76H199V72H198ZM162 77V78H161ZM187 76L185 78L189 79ZM193 79V77H192ZM206 79V78H205ZM43 79L41 80V82H37V84L39 83V86L40 87H46L48 84H44V81ZM125 80V81H124ZM34 81H36L34 79ZM175 81V82H174ZM185 81V80H184ZM188 81V80H187ZM186 83V85H184ZM183 83L184 86H187L188 82H185ZM195 83V82H194ZM192 83L193 85H195V89L198 88V86H196V84ZM191 84V83H190ZM189 84V85H190ZM188 85V86H189ZM183 86V87H184ZM201 86V84H200ZM203 86V87H204ZM49 87V86H48ZM69 87V85H68ZM182 86H180L181 89L185 90L184 87L183 88ZM197 87V88H196ZM116 88V87H115ZM154 88H157L159 90V94H161L162 96V99L163 101H166V103L168 104H171L173 103V101L175 102L174 106L175 108L179 107V108H184V106L186 107L184 110L187 109L186 112H184V110L182 109L181 111L178 110H174L173 108V112L169 114L167 113H163L162 110L164 111L166 109V106L164 103V106L160 105V102H156L154 103V101H152L153 103L149 102L148 100H146L144 97L147 96L145 95L144 93V97L139 93L140 91H144V92H147V94H151V93H148L149 91H152V89ZM194 88V87H193ZM200 88V87H199ZM198 88V89H199ZM202 88V87H201ZM200 88V90H197V91H202V89ZM101 89V90H100ZM180 89V90H181ZM189 89V88H188ZM195 89H191V92L194 93V91L192 90H195ZM211 89V90H210ZM46 90V89H45ZM58 90V89H57ZM69 90V89H68ZM72 90V89H71ZM187 90V88H186ZM196 91V92H197ZM100 92V93H99ZM112 92V91H111ZM154 92V90H153ZM171 92V94L169 93ZM176 92V91H175ZM181 92V91H179ZM186 91H184L183 93H185ZM208 92V91H207ZM206 92V93H207ZM82 93V91H81ZM113 93V92H112ZM143 94V92H141ZM169 95H168V94ZM182 93V94H183ZM200 93V92H198ZM196 93V94H198ZM205 93V92H204ZM174 94V93H173ZM178 94V93H177ZM180 94V93H179ZM187 94V92H186ZM191 94V93H190ZM194 93V95H196ZM213 94V93H212ZM168 96V97H165ZM189 95V94H188ZM199 95H203L202 92L199 94ZM208 95V94H207ZM154 96V95H153ZM198 96V95H197ZM212 96V97H211ZM75 97V96H74ZM121 97V96H120ZM160 97V96H159ZM199 97V96H198ZM197 97V98H198ZM204 97V96H203ZM207 97V99H208ZM154 98V97H153ZM178 98V99H177ZM196 98V100H197ZM152 99V98H151ZM159 99V98H158ZM162 99H159V100H156V99H152V100H156V101H160ZM213 99V98H212ZM173 100V101H172ZM176 100L178 101V103L176 102ZM200 100V99H199ZM215 100V99H214ZM193 101V100H192ZM195 101V99H194ZM193 101V102H194ZM162 102V101H161ZM198 102V100H197ZM197 102H195L196 104H198ZM202 102V101H201ZM68 103V106H70L69 104H71L70 102H67ZM91 103V102H90ZM94 103V102H93ZM116 103V102H114ZM163 104V103H161ZM200 104V103H199ZM209 107H211V101L209 100ZM73 105L71 108L76 111V112H80L81 114H85V116L87 115L88 118H89V121L88 123L92 126L95 127L96 131L98 133H104V134H108L109 132L113 133V128L109 125V121H103L100 120V117L98 118L96 116V113H94V110L91 111L90 107H88L87 105L88 104H85V103H82V104H79V102L77 103H73ZM201 105V104H200ZM199 105V107H200ZM214 105V104H213ZM169 106V105H167ZM173 106V105H172ZM198 107V108H199ZM208 107V108H209ZM214 107V106H213ZM120 108V107H119ZM168 108V107H167ZM204 108V107H203ZM202 108V109H203ZM212 108V107H211ZM210 108V109H211ZM201 109V108H200ZM199 109V111H200ZM201 109V110H202ZM209 109V110H210ZM168 110V109H167ZM171 110V109H170ZM190 110H197L195 113H193V115H189V113L191 112H188ZM206 110V109H205ZM184 113H183V112ZM204 113V110H202ZM211 111H209V113L211 114ZM102 112V110H101ZM199 113V112H197ZM201 113V112H200ZM199 113V114H200ZM202 113H201V116H202ZM204 114H207V113H204ZM110 115V114H108ZM86 116V118H87ZM208 117V116H207ZM105 118V117H104ZM103 118V119H104ZM206 118V117H205ZM129 119V120H130ZM207 119V118H206ZM88 120V119H87ZM128 121V120H127ZM130 122V121H129ZM133 120L131 121V124H132ZM207 122V123H206ZM128 123V122H126ZM140 123H143V122H140ZM208 123V124H209ZM144 124V123H143ZM146 124V123H145ZM120 125V124H119ZM123 125V124H122ZM136 125V124H135ZM125 126V125H124ZM127 126V124H126ZM129 126V125H128ZM137 126V125H136ZM134 127V126H133ZM128 128V127H127ZM115 129V128H114ZM126 129V128H125ZM156 129V128H155ZM130 130V129H129ZM142 130V129H141ZM145 130V128H144ZM165 130V129H164ZM143 131V130H142ZM213 131V132H212ZM125 136L124 138L127 140V142L125 143L124 140V144L126 145V147L130 148V150H136L138 149V147L140 145L144 146L143 144L146 145V141L145 139H143V141L140 140L139 137H135L136 139H134V137L131 138L128 136L129 133L131 132L132 133V130L130 132H128V130L126 129L125 130ZM140 133V132H139ZM157 133V132H156ZM123 134V133H122ZM142 134V133H141ZM119 134L115 133L113 136L117 139L119 136ZM148 135V133H147ZM189 135V134H187ZM128 136V137H127ZM156 136V135H155ZM160 136V135H159ZM166 136V135H165ZM166 136V137H167ZM218 137V136H217ZM247 137V136H246ZM120 138V137H119ZM216 138V137H215ZM132 139H134L135 141H133ZM183 139V138H182ZM122 140V139H121ZM159 140V139H158ZM165 141V140H164ZM215 141V140H214ZM181 142V140H180ZM184 141H182L181 144H184L183 143ZM208 142V141H207ZM216 142V141H215ZM151 143V142H150ZM181 144H178L180 146H182ZM211 144V143H210ZM189 147V146H188ZM217 147V146H216ZM208 149V148H207ZM194 150H195V146H192V147H189L188 149L185 150V152L187 154H189L190 156L194 157L191 153H194ZM219 151V150H218ZM206 152V151H205ZM125 153V152H124ZM185 153V154H186ZM127 156V155H126ZM176 158V157H174ZM197 158V157H196ZM205 158V157H204ZM177 160V159H175ZM199 160V159H198ZM197 160V161H198ZM195 161V160H194ZM195 161V162H197ZM201 161V160H200ZM175 162V161H174ZM202 162V161H201ZM236 162V161H235ZM243 162V161H242ZM176 163V162H175ZM199 163V162H198ZM197 163V164H198ZM203 163V162H202ZM239 163V162H238ZM245 163V162H244ZM173 164V162L171 163V165ZM177 164V163H176ZM207 164V163H206ZM168 165V164H167ZM178 165V164H177ZM166 166V165H165ZM199 166H201L200 168H202L201 170H203V167L202 165L199 163ZM206 166V165H205ZM241 166V165H240ZM243 166V165H242ZM236 167V166H235ZM160 168V167H159ZM206 169V168H204ZM235 169V168H234ZM242 169V168H241ZM156 170H159L158 168ZM166 170L163 175H162V179H168L170 181H163L164 184H169L171 181H174V174L175 173V170L172 169V168H166L164 169ZM200 170V169H199ZM242 171V170H241ZM151 173V170L149 171ZM162 172V171H161ZM137 173V172H136ZM135 173V174H136ZM237 173V172H236ZM161 174V173H159ZM241 174V172H240ZM246 174V173H244ZM140 175V174H139ZM138 175L137 173V176L139 177V180H141L142 182V178H140V176ZM150 175V174H149ZM152 175V174H151ZM150 175V177H151ZM178 175V174H176ZM243 175V174H242ZM241 176V175H240ZM245 176V175H243ZM148 177V176H147ZM177 177V176H175ZM181 177V176H180ZM149 178V177H148ZM152 178V177H151ZM246 178V177H245ZM160 179V177H159ZM240 179V178H239ZM238 179V180H239ZM178 180V179H177ZM242 180V179H241ZM245 180V179H244ZM144 181V180H143ZM161 181V180H160ZM159 182V181H158ZM162 182H160L161 184ZM154 184H156L154 182ZM163 184V183H162ZM150 185V183H149ZM154 187V186H153ZM156 187V186H155ZM154 187V188H155ZM162 187V186H161ZM205 188V187H204ZM160 189V188H159ZM199 190V189H198ZM209 191H210V196H209ZM241 193V192H240ZM241 195V194H240ZM190 197V196H189ZM188 197V198H189ZM192 198V197H191ZM190 198V200H191ZM194 198V197H193ZM199 198V197H198ZM247 199H249L247 197ZM189 200V201H190ZM142 202V201H141ZM241 202V201H240ZM189 203V202H188ZM200 203V204H199ZM239 203V204H238ZM251 204V203H250ZM181 206V207H180ZM249 211V210H248ZM199 212V211H198ZM197 212V213H198ZM196 213V215H197ZM200 213V212H199ZM230 214V213H229ZM248 214V213H247ZM200 215V214H199ZM255 215V214H254ZM252 218V217H251ZM250 218V219H251ZM198 220V219H197ZM225 220V218H224ZM228 220V219H227ZM235 220V219H234ZM245 221V220H244ZM252 221V220H251ZM204 222V221H203ZM229 222V220H228ZM242 222V221H241ZM256 223V222H255ZM258 223V222H257ZM202 224V223H201ZM208 227V226H207ZM212 231V230H210ZM210 236V235H209ZM187 237V238H189ZM225 237V236H224ZM188 239V241L190 240ZM244 243V242H243ZM186 248V246H185ZM200 250H202V252L200 253ZM183 250V249H182ZM259 250V249H258ZM191 261V260H190ZM191 264L192 261H191ZM194 264H195V261H194Z\"/></svg>",
    "mask_w": 264,
    "mask_h": 264
},
{
    "label": "flooded vegetation",
    "instance_id": "af4514ba",
    "mask_svg": "<svg viewBox=\"0 0 264 264\" xmlns=\"http://www.w3.org/2000/svg\"><path fill=\"white\" fill-rule=\"evenodd\" d=\"M218 203H219V201H218ZM221 220H222V218H221ZM225 221L228 222L227 218H225ZM217 222L219 223V220H217ZM228 224H229V222H228ZM249 250H250V251H249ZM249 250H248V248H247V251L252 252L253 248H251V249H249ZM258 251H261V248H260L259 250H258V249L255 250L256 253H257ZM253 253H254V251H253L251 254H253ZM251 264H254V263H251Z\"/></svg>",
    "mask_w": 264,
    "mask_h": 264
}]
</instances>
